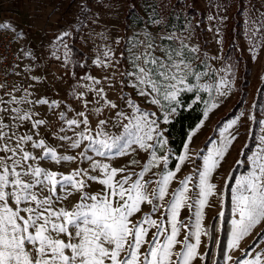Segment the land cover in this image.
<instances>
[{"label": "rangeland", "instance_id": "374dc122", "mask_svg": "<svg viewBox=\"0 0 264 264\" xmlns=\"http://www.w3.org/2000/svg\"><path fill=\"white\" fill-rule=\"evenodd\" d=\"M38 1L29 94L0 98V264H201L264 169V0Z\"/></svg>", "mask_w": 264, "mask_h": 264}, {"label": "crops", "instance_id": "0c3cea01", "mask_svg": "<svg viewBox=\"0 0 264 264\" xmlns=\"http://www.w3.org/2000/svg\"><path fill=\"white\" fill-rule=\"evenodd\" d=\"M37 5L38 0H0V21L17 37L19 52L21 43L28 38L25 31L31 30L28 36L34 39L42 33H51L48 22L54 19L55 14L45 18L43 10H39L40 5L36 8ZM27 54L31 52L21 48L20 59ZM256 151L257 161H264V140ZM257 176L258 180L249 189L244 204L240 203L237 210H231L232 231L222 264H264V234L258 237L264 224V169Z\"/></svg>", "mask_w": 264, "mask_h": 264}, {"label": "trees", "instance_id": "16d2710c", "mask_svg": "<svg viewBox=\"0 0 264 264\" xmlns=\"http://www.w3.org/2000/svg\"><path fill=\"white\" fill-rule=\"evenodd\" d=\"M221 1L224 0H215V3ZM71 49H72V55L75 53L81 55V53L78 52L75 48L72 47ZM78 66L79 64L74 65L76 69L78 68ZM189 96L190 95H185V98H187L188 100L191 98V96L190 98ZM200 118H201V111L198 110L197 105H195L190 107L189 109H185V108L180 109L177 115L174 117V119L170 121V123H168L167 133L170 137V145L175 154H178L180 152L188 132L194 128V126L198 123ZM254 146H255V138L252 136L249 145L245 148L244 158L247 157L252 152ZM174 164L175 161L172 160L170 163V168H173ZM236 169L239 172L244 173L249 170V167L248 165H241L238 166ZM235 174L236 172L234 171L230 177L228 189H230V186L234 182ZM229 205L230 204H228V206ZM226 210L227 211L225 212V217L222 219L223 225L219 234H217V232L215 231L217 228V224L216 223L213 224V221L210 224V228L206 231L208 234V247L204 254V259L202 264H222V260L225 254V245L227 243V240L229 239L232 228L229 208ZM216 220H218V217L215 218V221ZM212 227L214 228L213 232L211 231ZM262 234H264V224L262 226L260 233L258 234V237L261 236Z\"/></svg>", "mask_w": 264, "mask_h": 264}, {"label": "built area", "instance_id": "2783aa9c", "mask_svg": "<svg viewBox=\"0 0 264 264\" xmlns=\"http://www.w3.org/2000/svg\"><path fill=\"white\" fill-rule=\"evenodd\" d=\"M20 60L17 37L0 21V98L28 96L30 79L20 72Z\"/></svg>", "mask_w": 264, "mask_h": 264}, {"label": "bare ground", "instance_id": "6f19581e", "mask_svg": "<svg viewBox=\"0 0 264 264\" xmlns=\"http://www.w3.org/2000/svg\"><path fill=\"white\" fill-rule=\"evenodd\" d=\"M172 182H173V181H172ZM175 182H177L176 179H174V182H173V183H175Z\"/></svg>", "mask_w": 264, "mask_h": 264}]
</instances>
